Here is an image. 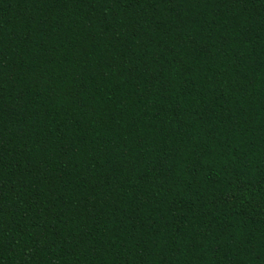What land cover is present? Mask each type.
Instances as JSON below:
<instances>
[{"label":"trees","instance_id":"16d2710c","mask_svg":"<svg viewBox=\"0 0 264 264\" xmlns=\"http://www.w3.org/2000/svg\"><path fill=\"white\" fill-rule=\"evenodd\" d=\"M0 264H264V0H0Z\"/></svg>","mask_w":264,"mask_h":264}]
</instances>
